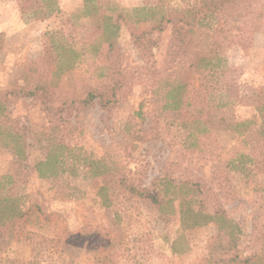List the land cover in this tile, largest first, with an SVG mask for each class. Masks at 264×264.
Wrapping results in <instances>:
<instances>
[{
  "label": "rangeland",
  "instance_id": "374dc122",
  "mask_svg": "<svg viewBox=\"0 0 264 264\" xmlns=\"http://www.w3.org/2000/svg\"><path fill=\"white\" fill-rule=\"evenodd\" d=\"M33 1L0 0V264H264V172L227 164L248 145L215 114L225 105L260 126L264 33L222 51L240 69L239 93L208 98L210 128L199 134L161 104L168 84L194 82L189 65L209 55L206 26L144 33L152 13L134 9L157 0H55L51 14L27 9ZM161 6L175 20L176 2ZM64 44L79 53L70 69ZM34 84L43 90L25 95ZM86 86H115L116 102L78 101ZM49 151L57 173L38 176ZM119 179L156 194L164 213ZM191 195L225 219L181 223L178 203Z\"/></svg>",
  "mask_w": 264,
  "mask_h": 264
},
{
  "label": "trees",
  "instance_id": "16d2710c",
  "mask_svg": "<svg viewBox=\"0 0 264 264\" xmlns=\"http://www.w3.org/2000/svg\"><path fill=\"white\" fill-rule=\"evenodd\" d=\"M167 0H157L156 3H146L145 6L134 9V12L149 13L151 23L147 32H160L168 23L178 22L179 29L187 28L188 32L198 26H206L209 35V55L201 56L189 66L194 76V82H181L176 84H168V88L163 89L161 110H170L178 114L181 126H188V129L194 130L199 134L209 131L207 125V100L213 94L223 93L228 99H236L239 93L237 75L239 68H231L223 62L222 51L226 48L238 45L241 49H248L252 45V39L256 32L264 33V0H174L178 6V12L175 20L164 10V2ZM34 7L33 12L42 14H51L59 7L55 0H35L27 3V9ZM148 17V16H146ZM145 17V19H146ZM174 17V16H173ZM110 24L105 23L104 27L108 28ZM114 25V23H113ZM176 32V31H175ZM177 34H180L177 31ZM54 43V42H53ZM62 46L61 44L56 45ZM111 47V43L108 42ZM52 45L49 44L47 51L51 52ZM68 54L67 69L72 68L75 59L79 53L73 49L71 45L64 44ZM56 57V55H55ZM54 57V58H55ZM58 57V56H57ZM73 58V59H72ZM34 84L28 89H23L25 95H35L42 86ZM117 87V85H116ZM116 87L106 86L101 93H97L94 87H85V96L83 95L78 101L82 103H93L97 97V103L100 108L105 109L107 105L116 102ZM189 87V88H188ZM99 90L101 86L96 87ZM142 105H140L137 115L142 113ZM258 108L264 110V100L258 99ZM225 105L219 106L215 110V114H219L222 121L227 123L228 132H236L238 136H242L243 141L248 146L246 152H236L231 156L227 164L233 169L244 168L257 169L264 172V119L261 120L259 127H252V120H235L230 113L225 112ZM141 138V136H137ZM250 142V144L248 143ZM57 154L51 151L47 152L45 158L38 161L35 165L38 176L55 175ZM249 164V165H247ZM3 180L11 181L10 175L2 176ZM161 180V178H159ZM118 187L125 188L128 194L136 197L149 198L153 203L159 204L158 210L163 212L164 202L158 199L156 194H150L144 187H137L133 184H127L124 179H119ZM184 183L179 184L183 186ZM168 186H164V194L168 192ZM188 190H190L188 188ZM120 193H123L121 191ZM7 196L4 197V200ZM172 200L166 199L165 205ZM194 195L183 197L178 203L179 221L187 226H202L209 222H222L225 219L224 213L215 212L213 214L204 212L201 207H193ZM106 203L105 205H107ZM18 215L23 214L20 210ZM19 215V216H20ZM168 215V213L163 214ZM234 227L237 225L234 224ZM176 242V240L174 241ZM173 251H176L173 249Z\"/></svg>",
  "mask_w": 264,
  "mask_h": 264
}]
</instances>
